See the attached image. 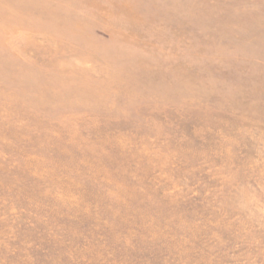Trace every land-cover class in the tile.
Segmentation results:
<instances>
[{
  "label": "rangeland",
  "instance_id": "rangeland-1",
  "mask_svg": "<svg viewBox=\"0 0 264 264\" xmlns=\"http://www.w3.org/2000/svg\"><path fill=\"white\" fill-rule=\"evenodd\" d=\"M0 264H264V0H0Z\"/></svg>",
  "mask_w": 264,
  "mask_h": 264
}]
</instances>
